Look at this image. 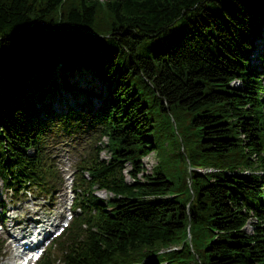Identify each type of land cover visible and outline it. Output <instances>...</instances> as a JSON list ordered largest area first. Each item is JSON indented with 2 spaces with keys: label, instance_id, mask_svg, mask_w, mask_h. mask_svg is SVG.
I'll list each match as a JSON object with an SVG mask.
<instances>
[{
  "label": "trees",
  "instance_id": "16d2710c",
  "mask_svg": "<svg viewBox=\"0 0 264 264\" xmlns=\"http://www.w3.org/2000/svg\"><path fill=\"white\" fill-rule=\"evenodd\" d=\"M77 139L38 264H264V0H0V181L52 196Z\"/></svg>",
  "mask_w": 264,
  "mask_h": 264
},
{
  "label": "rangeland",
  "instance_id": "374dc122",
  "mask_svg": "<svg viewBox=\"0 0 264 264\" xmlns=\"http://www.w3.org/2000/svg\"><path fill=\"white\" fill-rule=\"evenodd\" d=\"M251 59L252 63L255 64L257 62L256 58H254V55H251ZM89 74L91 75V77ZM82 78H84L85 81H83ZM69 81L71 83H75L79 87L87 86L91 87L93 90L100 91L102 94L105 93L104 86L97 80V78L90 70H82L80 74L70 76ZM232 84L238 86L239 81L234 80ZM56 91V96L57 98H59V101L55 100L53 103V108L55 109V111L60 110L61 103L64 100L69 101V103H77L78 100L83 99H74L67 91H64L61 86H58V88L56 87ZM102 140L105 141V138H102ZM88 144L89 142L86 143V141L83 139H77L73 142H70L68 140L57 145V148L54 150V152L57 155L60 152H68L75 162L80 154L86 152L84 148H88ZM101 155L103 158H105L108 156V153L103 150L101 152ZM156 163L157 159L153 152H150L148 155L142 158V164L145 171L148 173L152 171V168ZM128 167H130V165H128ZM126 178L127 180H130L127 173ZM96 194L104 199H107L109 197V194L101 190H97ZM45 198L46 197H44L42 194L35 191L31 193L22 192L14 194L11 190L5 188L0 181V214H2V216L0 217V222L4 217L3 221L6 228V230L4 229V232H0V243H2V246L0 248V264H14L17 259L14 246L8 241L10 237L9 233L17 234L15 231L10 230V227L16 224L15 222H19L18 224H20H16L18 225V227L15 228H26L33 223L32 220L41 218V213L51 212L55 213V215L60 214V211L62 209L61 204H64L63 200L60 199L58 201V206L55 205L51 210H49V205L46 204L47 200ZM1 209L3 211L2 213ZM7 215L9 216V219ZM252 222H254V220L250 218L247 222V225L245 226L246 231L251 230Z\"/></svg>",
  "mask_w": 264,
  "mask_h": 264
},
{
  "label": "bare ground",
  "instance_id": "6f19581e",
  "mask_svg": "<svg viewBox=\"0 0 264 264\" xmlns=\"http://www.w3.org/2000/svg\"><path fill=\"white\" fill-rule=\"evenodd\" d=\"M16 224H18V222L16 223ZM16 241V240H15ZM14 250H16V249H14ZM17 251V250H16Z\"/></svg>",
  "mask_w": 264,
  "mask_h": 264
}]
</instances>
